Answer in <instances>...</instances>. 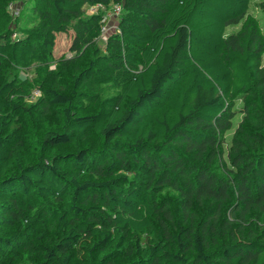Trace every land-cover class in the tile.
Masks as SVG:
<instances>
[{
	"label": "trees",
	"instance_id": "16d2710c",
	"mask_svg": "<svg viewBox=\"0 0 264 264\" xmlns=\"http://www.w3.org/2000/svg\"><path fill=\"white\" fill-rule=\"evenodd\" d=\"M252 1L0 0V264H264ZM113 2L101 48L84 9ZM53 61L39 83L16 69Z\"/></svg>",
	"mask_w": 264,
	"mask_h": 264
},
{
	"label": "rangeland",
	"instance_id": "374dc122",
	"mask_svg": "<svg viewBox=\"0 0 264 264\" xmlns=\"http://www.w3.org/2000/svg\"><path fill=\"white\" fill-rule=\"evenodd\" d=\"M22 3H14L13 5L9 6V11L10 14L13 16V19H16L20 12H21V8H22ZM117 5H122L118 2H113L110 4L109 8H107L108 10H106V12L101 11L99 9L98 12H96L95 14L89 12V10L84 9L85 10V17L91 16V15H98V14H102L103 18H106L107 20V24H106V31L104 32V35H102L100 38H98V44L100 46H102L101 48H106V45L109 41L110 36L114 35L115 33H119L120 32V20L121 17H116L114 14V8ZM248 18H253L254 20H257L261 26L262 32H264V0H253L252 1V7L247 15ZM242 24L243 22H240L237 25L228 27L227 29V33H232V32H237L242 28ZM71 36H66L63 34H57V40H56V48H55V56L57 58L61 57V56H65V57H71L72 53L70 52V45H71ZM262 64L264 66V55L262 58ZM55 66V62L53 61L51 64H46L45 62H42L40 64H35L34 66H32L29 70H22L19 68H16L19 71V74L33 82H41L43 80L47 79V71L48 68H54ZM66 80H69V77H67ZM33 98H31L29 101H35L37 98H39V96L41 95V91L37 88H35L33 90ZM238 105H240V103H238ZM242 118V114L241 113H237L233 122H234V126L233 128L228 131L226 133V144H225V148L227 149L231 143V139L233 137V134L235 132V129L237 128L240 120ZM31 153V152H30ZM33 154V153H31ZM8 232L6 229L2 228L0 229V232ZM10 233V232H9Z\"/></svg>",
	"mask_w": 264,
	"mask_h": 264
},
{
	"label": "built area",
	"instance_id": "2783aa9c",
	"mask_svg": "<svg viewBox=\"0 0 264 264\" xmlns=\"http://www.w3.org/2000/svg\"><path fill=\"white\" fill-rule=\"evenodd\" d=\"M107 8H108V7H107V6H104L103 4H97V5L92 6V7H85V9L89 10V12H91V13H93V14H95L96 12H98L99 9H100L101 11L106 12V10H108ZM122 12H123V7H122V5H117V6L114 8V14H115L116 17H119V18H120ZM103 21H105L106 24H107V20H106V18H103ZM106 24H105V26H103L102 29H101V30H102V34H101V36L104 35V32L106 31Z\"/></svg>",
	"mask_w": 264,
	"mask_h": 264
}]
</instances>
